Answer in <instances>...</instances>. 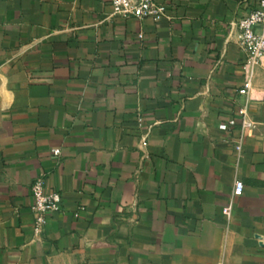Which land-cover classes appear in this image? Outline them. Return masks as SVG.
I'll list each match as a JSON object with an SVG mask.
<instances>
[{
	"label": "crops",
	"instance_id": "crops-1",
	"mask_svg": "<svg viewBox=\"0 0 264 264\" xmlns=\"http://www.w3.org/2000/svg\"><path fill=\"white\" fill-rule=\"evenodd\" d=\"M156 1L0 0V264H264V62L242 93L237 26L259 0ZM40 176L63 205L37 234Z\"/></svg>",
	"mask_w": 264,
	"mask_h": 264
},
{
	"label": "built area",
	"instance_id": "built-area-1",
	"mask_svg": "<svg viewBox=\"0 0 264 264\" xmlns=\"http://www.w3.org/2000/svg\"><path fill=\"white\" fill-rule=\"evenodd\" d=\"M114 7V15H120L125 18H153L156 21L166 16L167 7L165 4L158 3L156 0H110ZM239 29V44L245 55L244 68L246 71V81L242 93H248L252 86L250 76L252 68L264 62V0L251 8L248 15L243 16L237 23ZM242 125L256 127V124L247 119L245 110L241 111ZM237 119H232L228 123L220 125L221 129L227 130L229 127L237 124ZM52 154L61 157L62 150L59 147L52 149ZM244 183L237 180L233 189V197L241 196L244 192ZM32 192L35 198L32 210L35 213V231L40 234L46 224L48 216L51 213L60 211L63 205V195L56 192L45 191V177H38L33 185ZM233 205L228 204L224 208V213L230 218Z\"/></svg>",
	"mask_w": 264,
	"mask_h": 264
}]
</instances>
